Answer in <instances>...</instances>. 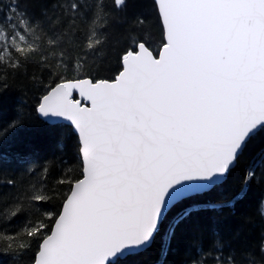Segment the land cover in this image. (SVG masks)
<instances>
[{
    "label": "snow or ice",
    "instance_id": "snow-or-ice-1",
    "mask_svg": "<svg viewBox=\"0 0 264 264\" xmlns=\"http://www.w3.org/2000/svg\"><path fill=\"white\" fill-rule=\"evenodd\" d=\"M25 2L31 0H11L4 13L0 70L18 69L42 39L41 24L21 8ZM112 4L123 12L128 0ZM154 4L163 29L158 53L143 37H131L114 79L63 81L38 102L43 117H62L74 127L81 172L56 181L66 185L58 212L23 228L39 245L33 264H122L139 255L157 241L171 205L190 189L225 182L249 143L264 134V0ZM86 5L94 33L107 6L104 0ZM70 7L76 12L78 4ZM49 43L59 47L55 36ZM98 44L90 38L87 47ZM257 171L264 173V151L253 157L242 183ZM43 183L38 178L33 188L15 193L0 217L15 218L31 204L55 199L54 187L35 190ZM7 247L27 251L31 241ZM224 248L220 240L207 250L198 245L190 264H237L236 253Z\"/></svg>",
    "mask_w": 264,
    "mask_h": 264
},
{
    "label": "trees",
    "instance_id": "trees-1",
    "mask_svg": "<svg viewBox=\"0 0 264 264\" xmlns=\"http://www.w3.org/2000/svg\"><path fill=\"white\" fill-rule=\"evenodd\" d=\"M104 2L105 22H97L94 33L92 10L86 0H31L21 4L43 31L34 54L22 60L18 69L0 70V208H11L14 194L33 188L38 178L44 183L36 184V191L54 187L58 195L43 206L31 204L15 218L0 217V264H33L39 245L23 228L37 216L58 212L66 185L56 181L81 172L73 128L51 125L36 111L49 86L81 78L114 79L131 37H143L154 52L161 47L163 29L154 0H128L123 12L113 10L112 0ZM10 3L0 0V25L7 26L4 13ZM72 3L78 4L76 12L71 10ZM137 20L144 23L138 25ZM50 36L58 38L59 47L49 43ZM90 38L101 41L95 50L87 47ZM53 48L56 51L50 50ZM261 151L264 134L249 143L223 184L177 204L167 215L157 241L122 264H190L196 246L207 250L215 240L225 244V254L236 253L237 264H264V173L257 171L249 184L242 183L253 157ZM9 180L14 185H9ZM30 241L27 251L7 247Z\"/></svg>",
    "mask_w": 264,
    "mask_h": 264
},
{
    "label": "water",
    "instance_id": "water-1",
    "mask_svg": "<svg viewBox=\"0 0 264 264\" xmlns=\"http://www.w3.org/2000/svg\"><path fill=\"white\" fill-rule=\"evenodd\" d=\"M74 97H75L76 99L83 100V98L80 97L78 93H74ZM83 102H84L85 104L88 103L87 101H83ZM39 115H40V117H41L44 121L48 122V123L51 124V125L65 124V125H68V126L72 127L73 130H74V127L71 125V123H70L69 121L65 120V119L62 118V117H59V118H57V117L46 118V117H43L40 113H39ZM74 133L76 134L75 130H74ZM76 135H77V134H76ZM227 178H228V177H227ZM226 180H227V179H226ZM223 183H224V182H223ZM223 183H222V184H223ZM214 188H215V187H214ZM214 188H209V189H196V188H193V189H190V190L188 191V193H187V195H186L185 198H183L182 200H180V201H178V202H175L173 205L170 206L169 212H170V211H171V210H172L177 204H179V203L182 202L183 200H185V199H187V198H190V197H193V196H195V195H199V194H203V193L209 192V191H211V190L214 189ZM169 212H168V214H169ZM168 214H167V215H168ZM166 217H167V216H166Z\"/></svg>",
    "mask_w": 264,
    "mask_h": 264
},
{
    "label": "bare ground",
    "instance_id": "bare-ground-1",
    "mask_svg": "<svg viewBox=\"0 0 264 264\" xmlns=\"http://www.w3.org/2000/svg\"><path fill=\"white\" fill-rule=\"evenodd\" d=\"M197 196V195H196Z\"/></svg>",
    "mask_w": 264,
    "mask_h": 264
}]
</instances>
